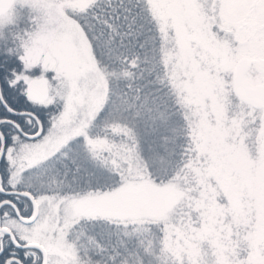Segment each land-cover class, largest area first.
Segmentation results:
<instances>
[{
  "label": "snow or ice",
  "instance_id": "1",
  "mask_svg": "<svg viewBox=\"0 0 264 264\" xmlns=\"http://www.w3.org/2000/svg\"><path fill=\"white\" fill-rule=\"evenodd\" d=\"M0 264H264V0H0Z\"/></svg>",
  "mask_w": 264,
  "mask_h": 264
}]
</instances>
